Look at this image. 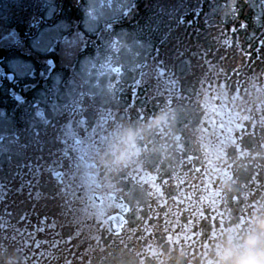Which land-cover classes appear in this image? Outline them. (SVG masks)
<instances>
[{
	"label": "rangeland",
	"instance_id": "1",
	"mask_svg": "<svg viewBox=\"0 0 264 264\" xmlns=\"http://www.w3.org/2000/svg\"><path fill=\"white\" fill-rule=\"evenodd\" d=\"M216 1L217 3L212 5L213 11L221 14L222 17L228 16L232 11V6L235 0H226L224 4H221L222 1ZM12 3H15V7L20 6V0H0V17L3 16L2 19H0V30L3 29V23L1 20H4L6 23L7 16L13 13V9L10 10V8H12ZM85 3L87 5L88 13L91 12L90 14H92L94 19L90 22L89 26L94 27L99 21L121 15L128 5H130L131 0H86ZM131 20V17L126 19L127 23L131 22ZM144 21L145 22L142 23L141 28H138V33L143 34L142 37L128 29H113L111 27L110 46L107 51L105 50L103 52L102 50H97V52H95L92 58L94 68L88 70L87 65L89 63L86 60L81 63L83 66V71L80 73L83 82L81 87H83L82 91L86 96L83 97L82 100L77 101V107L80 106L83 110L81 114L83 117L82 121L86 119L85 122L92 123L96 114L95 112L93 114L92 109L97 111L99 107L98 105L107 106L110 104L111 106H116L121 104V101L113 100L115 99L113 95H119L123 88L121 85L122 82L118 80V78L115 79L117 74H115L110 67L113 65L124 67L122 80L132 79L137 65L148 59L147 54L151 51L152 42L154 41L151 36L154 35L153 38L157 35L162 36L164 34L162 28L163 31H165L164 22L151 19H145ZM148 21H151L154 26V23L159 22V24H162V27L156 28V26H151ZM153 33H156L157 35ZM54 35L55 30L47 28L43 30L40 35L37 36L39 47L43 49L47 46L50 38ZM204 44L205 48L210 46L207 38L204 39ZM164 46L167 45L165 44ZM16 51L24 52L25 49L19 48L16 49ZM21 54L22 53L14 52L13 55H11V58L17 56L24 58ZM8 56L9 57L5 63L7 69L16 71L18 78L20 76V78L25 76L29 67L32 66V63H30V61L26 62L25 60H22V58H20L21 60L17 58L15 60L12 59V61L10 60V55ZM104 60L106 61V64L109 63V65L108 67H104L105 69H102V63ZM191 62L190 59L189 64H191ZM187 63L188 60L184 59L179 61L175 66V72L180 75L179 77L181 79L180 86L178 87L182 92H185L187 89L188 91H191L190 87L193 85L192 78H187L185 80L186 82L181 78L187 71ZM77 86L78 85L75 84L68 86L64 89V92H61L58 95V100L53 94L52 96L45 94L44 90L35 91V89H31L28 93L29 96H31L29 101L23 103L14 101V103L7 95V90H3L2 93L3 96L6 97V100L9 103H12V106H10V109L7 107L2 109V113L0 114V135L4 136L3 140L0 141V165H3V170H6L8 167L6 166V164H8L7 159L10 156V179L16 181L17 179H20V175L16 177L14 174L17 169L16 164L20 165L23 160L28 159L29 151L32 152L33 157L40 158L42 163L46 165L47 173L41 179L40 185H37L35 189L41 193V196L45 197L41 204H44L46 210L51 208L49 212L52 215L60 208L54 205L55 200L51 197L57 191V187L56 181L52 178L49 170L54 167L61 168L62 166L65 168L67 167L68 169L70 168V166H67L68 162H63L65 155H68L69 153H65L67 147L62 144L63 135L58 134L57 127L58 125H64L61 130L65 131L68 129L70 130V133L71 130L78 127V124H68L67 126V122L65 121L68 120H64L63 117V110L65 108L64 102H68L71 99L73 91ZM139 99L140 100L137 101L140 106L138 109H136V103L127 109L128 111L133 108L135 111V121L133 123L141 122V119L138 117L139 112L143 113V120H146L150 113H154L160 108L161 104L163 105L164 103V105H166L163 98H157L155 96H152V99H146L144 97H140ZM33 101L37 103L36 106L32 105ZM38 109L43 110L42 116L37 114ZM99 109L101 110L100 107ZM121 117L122 115H120V118ZM199 120L200 115L193 107L184 106V103H179L175 107V119L171 123V128L174 133H180L182 135L183 147L186 152H198V149L193 145L190 136L185 130V125L189 124L190 126H193L197 124ZM59 122L61 123L58 124ZM81 122H79V125L82 124ZM156 130H152V132L150 131L148 135L156 132ZM75 135H77V133H74L73 136ZM158 136L159 135L156 132L153 136L155 137V140L147 146L146 150L144 149L143 155L145 163L150 169L158 168L159 173L161 174L159 177L161 179V177L165 178L172 175L177 163L178 151L175 150V144L171 142L169 143L170 140H173V137L158 138ZM242 141L244 145L248 147H251L253 144L252 137L251 140L248 137H244ZM144 143L145 140L143 141V146ZM163 146L165 148H163ZM91 150H95V147ZM259 151H261V149H259ZM235 153V148L231 147L229 149V156L232 159L235 156ZM248 161L249 159L243 158L239 160V163L237 162L234 165L233 173L236 182L230 184L226 189L225 201L227 204H225V207L226 209L229 208L231 216L235 215L234 212L238 210V207L242 203V200H236L237 202H235L233 199L234 195L238 197L240 196V194L237 193V191L240 190L239 183L248 180L251 177L252 172L254 174H260L263 172L261 167L256 165L254 161H250V163ZM247 163L255 170L252 171V168L249 165H245ZM82 164H84V162H82ZM82 164L80 162L78 164V172L81 175L87 173L90 168V166L87 167V164ZM97 168H99L100 171L102 169L99 166ZM103 171L107 174L110 173L111 175V178L108 176L111 180L106 183L112 184L110 185L112 189L120 190L127 196L126 198L130 210L128 212L127 224L121 232L111 235L107 232L105 227H103L104 225H101L96 220H89L88 223L81 220L80 216L82 215L81 213H83V210L85 211L83 206H85L86 203H81L79 201V205L76 206L75 210H71V208L66 210L62 203L63 221L65 223L63 226V236L75 235L76 242L71 245L75 248V244H77V249H71L69 251L68 248V253H63V264H175L176 254L180 251L175 249V251L170 252L168 245L164 244L162 241L164 238L162 234H154L153 241L150 244H148V241L146 242L143 239H139L140 235L137 237L133 235L131 228L136 226H144L141 227V233L148 234L149 231H151L149 226L148 228L145 226L144 222L147 216H149V211L147 212V209H144V206L147 205L149 201L148 194L146 193L147 189L138 188L133 185L134 183L120 180L119 176L125 174L124 171L111 173L102 170L101 172ZM5 173H7V171H5ZM113 179L116 181L114 182ZM166 190H168V193L174 192L173 187H167ZM80 197L81 199L78 198V200H85V197ZM26 198L27 197L13 195L11 199H8L6 205H2L4 208L2 214L5 217L8 215L12 221L18 220L24 210L32 204L29 203ZM89 216L100 217L97 210H93V213L91 211ZM152 222L153 220H150V223ZM230 222L231 221L229 220L227 223L230 224ZM200 226L204 232H209V221L201 222ZM211 228L213 233H218L220 230L215 226ZM133 237H135L136 240ZM202 238L205 240V233L202 234ZM209 240L210 239H208L205 244L207 248L209 246ZM0 247H2L1 244ZM205 250L206 249L204 248L202 250L197 248L195 250H189L190 255H187V251L182 264H185L188 260L192 261L197 257H201ZM69 252H71V254H69ZM19 258L20 256L18 254L15 255L11 249L9 254L4 252L3 249H0V264H9V262L10 264H20ZM47 264L49 263L47 262Z\"/></svg>",
	"mask_w": 264,
	"mask_h": 264
},
{
	"label": "flooded vegetation",
	"instance_id": "2",
	"mask_svg": "<svg viewBox=\"0 0 264 264\" xmlns=\"http://www.w3.org/2000/svg\"><path fill=\"white\" fill-rule=\"evenodd\" d=\"M22 1V0H20ZM186 19L188 22L205 18V0H187ZM193 1V5L191 2ZM28 3L24 6L26 12L25 18L21 23H16L14 20L8 21V28L6 37L10 48V53H13L17 48H24L26 53L32 55L33 75L35 79L38 75L40 81L51 78V75L57 71H65L69 76L75 78L73 75V68L75 65V58L79 55L88 53L91 48H94V36L89 28L90 19L88 16V9L85 0H60L59 7H53L48 11V7L42 4L39 0H25ZM198 4V6H196ZM247 5V8L244 7ZM53 5H51L52 7ZM246 10V12H245ZM260 12V13H258ZM234 21L236 24V32L239 33L240 28L246 33L248 43L245 48L239 46L238 49H245L247 58H251L252 62L260 60L261 63L252 65L260 68L257 72L252 74L250 80V92H248V99L250 105H253L255 112L258 114V120L251 121V129L256 128L262 130V136L259 137L258 142L263 148L261 153L262 158L259 164L264 167V0H242V3H235L234 7ZM55 30V35L49 40V44L43 49L45 56L42 58L36 55L38 47L37 36L45 29ZM108 36L104 37L103 45L108 44ZM34 51V52H33ZM53 59V66H46L48 59ZM43 62L41 64L40 62ZM43 65V66H42ZM76 72V70H75ZM65 79V78H64ZM67 79V78H66ZM4 82L3 76H0V85ZM15 82L10 84V88ZM35 84H23L22 90L29 89ZM14 94V91L10 93ZM23 98H27V94L23 93ZM66 142L71 144L70 138H64ZM79 139L74 138L72 143H78ZM83 144V140L81 141ZM255 156V154H254ZM28 163H23L21 171H25L23 175L25 179L38 172V179L46 171V167L34 159H28ZM33 163V164H32ZM26 179V180H27ZM35 186H31L28 192ZM14 190V185L10 182V177H4L0 172V196H6L9 191ZM247 194L251 195L250 201L242 206V211L238 218L243 221L250 209L254 206L257 200L264 195V173L257 175V178L250 180L246 185ZM36 194V191H35ZM25 221L23 222V230L25 232V251L29 257L34 256L45 251V242L48 234L45 208L40 205H32L23 214ZM58 221L55 223L57 229ZM185 230V237L187 236ZM16 233L11 232V237L16 240ZM37 237V238H34ZM12 240V242H13ZM32 241H35L32 243ZM61 237H56L55 244L59 248ZM32 244V246H31ZM38 251L39 253H36ZM26 255V256H27ZM25 256V257H26Z\"/></svg>",
	"mask_w": 264,
	"mask_h": 264
},
{
	"label": "clouds",
	"instance_id": "3",
	"mask_svg": "<svg viewBox=\"0 0 264 264\" xmlns=\"http://www.w3.org/2000/svg\"><path fill=\"white\" fill-rule=\"evenodd\" d=\"M174 119V109L165 105L144 121L114 127L95 154L98 166L117 173L138 163L144 154L143 141L148 133L170 125ZM185 256V252H178L175 264H182ZM190 264H264V195L243 221L234 218L215 234L204 254Z\"/></svg>",
	"mask_w": 264,
	"mask_h": 264
},
{
	"label": "trees",
	"instance_id": "4",
	"mask_svg": "<svg viewBox=\"0 0 264 264\" xmlns=\"http://www.w3.org/2000/svg\"><path fill=\"white\" fill-rule=\"evenodd\" d=\"M210 159H215L217 160V162H209L206 160L204 161V166H202L201 169H197V174H199L200 176H206V181L208 184V200L209 197L215 198V196H219L221 192V186L223 184L222 181L228 178L227 175H224L225 164L222 163V161L220 160L221 158L212 154L210 155Z\"/></svg>",
	"mask_w": 264,
	"mask_h": 264
},
{
	"label": "water",
	"instance_id": "5",
	"mask_svg": "<svg viewBox=\"0 0 264 264\" xmlns=\"http://www.w3.org/2000/svg\"><path fill=\"white\" fill-rule=\"evenodd\" d=\"M110 221L113 224V226L111 227V229L112 230L118 229V225L121 222V219L118 218V217H116V216H113V217L110 218Z\"/></svg>",
	"mask_w": 264,
	"mask_h": 264
},
{
	"label": "snow or ice",
	"instance_id": "6",
	"mask_svg": "<svg viewBox=\"0 0 264 264\" xmlns=\"http://www.w3.org/2000/svg\"><path fill=\"white\" fill-rule=\"evenodd\" d=\"M78 143H79V141H78Z\"/></svg>",
	"mask_w": 264,
	"mask_h": 264
}]
</instances>
